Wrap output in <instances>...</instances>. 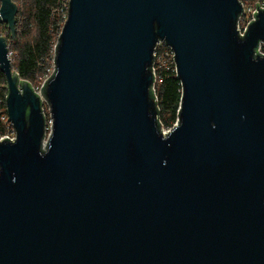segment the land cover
I'll return each instance as SVG.
<instances>
[{
  "label": "water",
  "instance_id": "1",
  "mask_svg": "<svg viewBox=\"0 0 264 264\" xmlns=\"http://www.w3.org/2000/svg\"><path fill=\"white\" fill-rule=\"evenodd\" d=\"M255 4L240 36L238 0H68L40 89L47 133L0 35L16 134L0 139V264H264ZM17 10L0 0L12 39ZM158 40L182 87L167 132L150 94Z\"/></svg>",
  "mask_w": 264,
  "mask_h": 264
},
{
  "label": "trees",
  "instance_id": "2",
  "mask_svg": "<svg viewBox=\"0 0 264 264\" xmlns=\"http://www.w3.org/2000/svg\"><path fill=\"white\" fill-rule=\"evenodd\" d=\"M17 3L15 32L12 39L5 24L0 23V33L7 37L8 50L14 44L12 70L21 80L32 86L38 78L48 74L54 64V51L63 25L60 8L67 0H13ZM11 40H13L11 42ZM15 41V42H14ZM11 53V52H10ZM156 85L158 117L163 125L172 126L179 114L182 87L172 69L159 71ZM7 84L0 71V135L9 129L1 116L5 113ZM150 94L153 96L150 89Z\"/></svg>",
  "mask_w": 264,
  "mask_h": 264
},
{
  "label": "built area",
  "instance_id": "3",
  "mask_svg": "<svg viewBox=\"0 0 264 264\" xmlns=\"http://www.w3.org/2000/svg\"><path fill=\"white\" fill-rule=\"evenodd\" d=\"M238 1H239L240 5H241V9L242 10L240 11V14H238L237 19H236V29H238L239 35L242 36L243 33H244V30L246 29V26H247L248 22L255 19V16H253V12L254 11H256V12L258 11L256 9V7H255L256 6L255 3L257 2L260 8H264V0H238ZM59 10H60V13H61V16H62L63 20L65 21V19L67 17L68 0H67L66 3H64L62 5V7ZM0 23L1 24H5L3 22H0ZM0 35L1 36L2 35L5 36L2 33H0ZM6 39H7V37H6ZM7 45H8V43H7ZM257 45H258L257 46V51L259 52V54L260 55L264 54V41L260 40ZM10 54L11 53H9V51H8L9 58H10ZM254 54H255V51H254ZM152 55H154V56H153L152 65H151V68H152L151 71L153 73V81H152V84H151V89H152V92H153V95H154V99H155L156 104H157L156 85L160 81L159 71L162 70V69H172L176 73V65H175V61H174V58H173V55H174L173 48H171L170 45L164 43L163 40H158L156 42V44H155V46L153 48ZM10 61H11V58H10ZM53 69H54V64L52 66V69L48 72V74L45 75L42 78V81H41L40 85H37L36 87H34L33 85L31 86L33 91L36 94H38L39 97L42 100V109H43V100H45V99L42 96V94L40 93V89H41V86L43 85L44 81L53 72ZM6 95H5V97H6ZM4 110H5V113L2 114L1 119L5 123H7V121H8L9 129H8V132L6 130V132L4 134L0 135V139L1 138L3 139L4 137H7L9 140H13L15 138V135H16L15 134V130L13 128L12 123L7 119L8 116H7L6 107H5ZM157 118H158V121L160 123L161 130L163 132H167L171 126L168 129L164 130L163 127H162L163 126L162 122L160 121L158 116H157ZM46 121H47V123H46V126H47L46 133H47L48 130H49V127H50V118L46 117ZM176 121H177V119H176ZM176 121L174 123H176ZM45 142H46V135H45V137L43 139V143H45Z\"/></svg>",
  "mask_w": 264,
  "mask_h": 264
},
{
  "label": "rangeland",
  "instance_id": "4",
  "mask_svg": "<svg viewBox=\"0 0 264 264\" xmlns=\"http://www.w3.org/2000/svg\"><path fill=\"white\" fill-rule=\"evenodd\" d=\"M8 29V28H7ZM9 31V30H8ZM15 35H16V32H15ZM13 40H11V42H12ZM15 42V41H14ZM13 47H14V44H12V46L10 47V49L8 50L9 51V53L11 52V54H10V58L12 59V56H13V54H14V49H13ZM11 62H12V60H11ZM43 78V77H42ZM42 78H38V80L36 81V82H34V84H33V86L34 87H36L37 85H40V83H41V81H42ZM43 111H44V113H45V116L47 117V118H49V110H48V105H47V103H46V101L45 100H43ZM163 127V129L164 130H166V129H168L170 126H166V125H163L162 126ZM10 133V132H9ZM8 133V134H9Z\"/></svg>",
  "mask_w": 264,
  "mask_h": 264
}]
</instances>
